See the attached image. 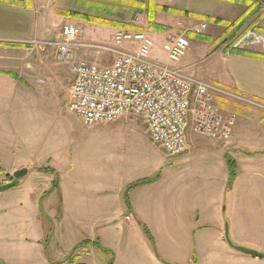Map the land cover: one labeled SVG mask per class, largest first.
Returning a JSON list of instances; mask_svg holds the SVG:
<instances>
[{"label":"rangeland","instance_id":"rangeland-1","mask_svg":"<svg viewBox=\"0 0 264 264\" xmlns=\"http://www.w3.org/2000/svg\"><path fill=\"white\" fill-rule=\"evenodd\" d=\"M41 2L47 18H51V41L59 39L65 25L79 30L76 41L93 44L112 43L117 31L142 30L154 39V56L165 61L161 52L164 39L169 34H185L190 46L176 66L190 76L212 83L224 73L225 60L235 54L232 52L234 48L264 54V36L256 31L264 4L261 11L248 15L244 6L229 0ZM162 6L167 9L162 10ZM84 15L92 20H84ZM200 23L206 24L205 30L200 34L193 33L192 28ZM111 25L117 26L110 30ZM92 32L98 33L100 40H96ZM28 47L34 48L28 53L27 50H14L12 57L14 65L21 68L15 71L20 76L18 80L25 81L28 89L16 83L11 92L0 93V175L10 165L20 161L32 160L44 167L32 169L34 171L27 174L22 184L0 191V254L7 264H38L37 253L33 252L35 246L44 247L48 258H77L85 264H112V249L104 253L103 249L99 251L89 244L95 241L98 244L97 231L103 222L85 220L78 214L76 216L81 218L75 219L68 211L71 173L65 170V165H62L60 173H55L53 168L58 166L54 165L55 161L69 160V157L71 162L74 160L73 166L77 171L84 169V163L90 168L121 167L122 170L139 168L145 163L160 164L165 173L179 168L181 179L192 184L211 178L214 172L220 178L221 163L226 161L228 177L230 168L234 169L230 187L227 178L223 204L228 237L231 240L235 230L245 232L248 229L254 236L250 238L255 240L257 237L260 241L250 249L264 253L261 251L264 250L261 219L264 216L261 202L264 181L259 179L258 187V174L241 173L244 151L239 142L232 143L234 127L244 120L250 127H255L264 110L217 97L221 110L226 113L233 111L237 115L231 136L227 140H219L228 143L225 157L221 148L211 143L212 139L189 130L187 142L190 149L185 157L176 159V156H168L153 144L144 124L131 114L124 115L133 120L131 123L118 120L112 124L113 127L100 125L95 129L85 127L84 130L82 122L67 107L72 76L68 65L56 60V47ZM93 51L96 49L78 47L73 52L74 59L93 60L104 65L112 63V53L95 56ZM76 119L78 122H75ZM72 175L74 179L84 181V171ZM8 179L10 177L6 176L3 181ZM60 183L63 190L59 188ZM245 184L247 187L244 188ZM42 191L43 194L39 195ZM247 216L250 217L249 226ZM208 222L212 224L214 221L211 218ZM212 233L209 232L210 237L204 235L200 238L201 245L187 251L185 260H178V264H264V259L250 255L235 251L231 255V249L225 251L212 242ZM150 239L154 244L152 237Z\"/></svg>","mask_w":264,"mask_h":264},{"label":"crops","instance_id":"crops-1","mask_svg":"<svg viewBox=\"0 0 264 264\" xmlns=\"http://www.w3.org/2000/svg\"><path fill=\"white\" fill-rule=\"evenodd\" d=\"M16 1L0 0V93L11 92L14 89L12 86L17 84L28 89L25 81L18 80L20 76L15 71L21 68L14 65L12 57L14 50H27L28 53L34 47H28L19 42L51 41L50 35L53 31L51 18H47L42 7V0ZM252 1L264 4V0ZM263 10L259 16L258 27L264 30ZM114 28L110 27V30ZM92 33L96 40H100L98 33ZM263 34L261 33V36H264ZM93 53L95 56L99 55L97 51ZM225 61V71L213 79L214 83L264 103V60L231 54ZM259 117L255 127H250L248 121L240 122L239 126L234 127L232 137V143L239 142L244 151L240 164L241 173L258 174V187H260L259 179L264 181V115ZM118 120L125 123L133 121L127 116H122ZM75 122L78 120L76 119ZM115 123L116 121L92 127L84 126V130L85 127L95 129L100 125L107 126ZM211 143L220 147L225 157L228 143L216 139H212ZM189 149L190 145L187 142L186 150L176 156V159L185 157ZM70 159L69 157V160L55 161L54 165L58 164V166L53 168L55 173H60L62 165H65V170L71 173L68 211L70 210L75 219L81 218L76 216L78 214L85 220L103 222L97 231L98 244L96 241L94 244L90 242L92 240L88 241L99 251L103 249L104 253L112 249L114 252L112 264H178V260H185L186 252L200 246V238L209 235L211 231L214 238L212 242L218 244L223 250L229 252L231 249V255H233L232 251L246 254L230 247L224 238L223 204H225L228 178L226 161L221 163L220 178L217 177V172L216 174L214 172L211 178H206L199 183L195 181L192 184L191 181L186 183L181 179L179 168L165 173L162 172L163 167L160 164L145 163L139 168L122 170L121 167L90 168L84 163V169L79 168L77 171L73 166L74 160L71 162ZM39 163L31 160L10 165L1 173L0 185L10 181L12 178L10 173L20 168H26L28 174L44 167ZM82 171H84V181L74 179L72 174L82 173ZM27 174L19 184L23 183ZM6 176L10 179L3 181ZM154 177L155 179H152ZM147 179L149 181H144ZM59 188L63 190L62 183ZM262 190L264 192V187ZM125 194H127V203ZM261 202L264 205V194L261 196ZM78 204L80 205L76 208ZM211 218L214 221L212 224L208 222ZM249 218V216L246 218L247 226H249ZM261 219L264 225V216ZM252 226H254L253 223ZM151 237L155 245L150 242ZM250 237L254 236L250 235L248 229L245 232L235 230L231 241L234 245L255 248L254 246L260 241L257 237L255 240ZM23 249L26 251L25 247ZM44 250L42 246L33 248V252L37 253L38 264H85L79 262L77 258H48ZM261 251L264 250L261 249ZM0 264H7L1 254Z\"/></svg>","mask_w":264,"mask_h":264},{"label":"built area","instance_id":"built-area-1","mask_svg":"<svg viewBox=\"0 0 264 264\" xmlns=\"http://www.w3.org/2000/svg\"><path fill=\"white\" fill-rule=\"evenodd\" d=\"M205 23L192 28L202 33ZM79 30L65 25L56 41L26 40V46L54 45L55 58L68 65L72 76L68 109L84 126L113 123L125 114L139 118L153 144L168 156L186 150L187 132L227 140L236 124L235 112H224L216 98L230 99L264 110V103L216 83L190 76L176 66L190 41L185 34H169L161 45L165 61L153 54L155 42L146 31H117L110 44L76 41ZM78 47L112 53L111 64L75 60Z\"/></svg>","mask_w":264,"mask_h":264},{"label":"trees","instance_id":"trees-1","mask_svg":"<svg viewBox=\"0 0 264 264\" xmlns=\"http://www.w3.org/2000/svg\"><path fill=\"white\" fill-rule=\"evenodd\" d=\"M6 1H9V2H17L16 0H6ZM229 1L235 2L237 4H241L242 6H244L245 9L247 10L246 13L248 15H252L254 13H257V12L261 11V9H262V3H258V2L252 1V0H229ZM161 9L162 10H166L167 7L166 6H162ZM262 13L263 12L261 11L260 12V15ZM85 19L86 20H92V19L88 18L86 15H84V20ZM115 26H117V25H111V27H115ZM139 31H142V30H139ZM256 31H259L260 33H264V30L263 29H260L259 27H258V29ZM232 52L235 53V54H239V55H243V56H248V57H254V58H258V59L264 60V54H262V53L250 52V51H247V50H244V49H241V48H234V50ZM233 175H234V169L233 168H230V170H229V177H228V187H230L229 184L233 180V177H234ZM152 179H155V177L152 178ZM144 181H149V180L147 179V180H144ZM124 198H125V201L127 203L128 202V200H127V194H125V197ZM108 264H111V262L108 263Z\"/></svg>","mask_w":264,"mask_h":264},{"label":"water","instance_id":"water-1","mask_svg":"<svg viewBox=\"0 0 264 264\" xmlns=\"http://www.w3.org/2000/svg\"><path fill=\"white\" fill-rule=\"evenodd\" d=\"M26 174H27L26 168H20V169L16 170L13 173V176H12L10 181L0 185V191H4V190L9 189L11 187L17 186L21 182V179ZM224 238H225V241L227 242V244L230 247L234 248L235 250L249 254V255L254 256L256 258H259V259H264V253H261L259 251H255L253 249L246 248L243 246L234 245L228 237V225H227V223H225V225H224Z\"/></svg>","mask_w":264,"mask_h":264}]
</instances>
